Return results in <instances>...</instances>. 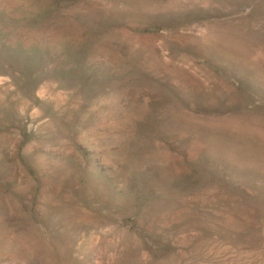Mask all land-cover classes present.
Returning a JSON list of instances; mask_svg holds the SVG:
<instances>
[{
    "label": "rangeland",
    "instance_id": "1",
    "mask_svg": "<svg viewBox=\"0 0 264 264\" xmlns=\"http://www.w3.org/2000/svg\"><path fill=\"white\" fill-rule=\"evenodd\" d=\"M0 264H264V0H0Z\"/></svg>",
    "mask_w": 264,
    "mask_h": 264
}]
</instances>
